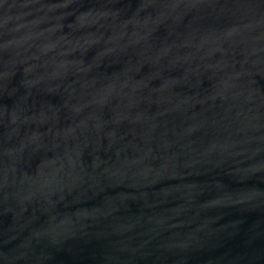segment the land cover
I'll return each instance as SVG.
<instances>
[{
    "label": "water",
    "instance_id": "95a60500",
    "mask_svg": "<svg viewBox=\"0 0 264 264\" xmlns=\"http://www.w3.org/2000/svg\"><path fill=\"white\" fill-rule=\"evenodd\" d=\"M0 264H264V0H0Z\"/></svg>",
    "mask_w": 264,
    "mask_h": 264
}]
</instances>
